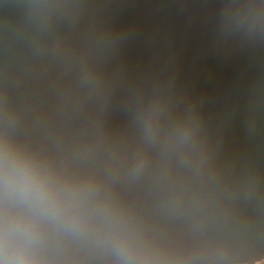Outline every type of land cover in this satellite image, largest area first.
Segmentation results:
<instances>
[{"label": "water", "instance_id": "1", "mask_svg": "<svg viewBox=\"0 0 264 264\" xmlns=\"http://www.w3.org/2000/svg\"><path fill=\"white\" fill-rule=\"evenodd\" d=\"M264 258V0H0V264Z\"/></svg>", "mask_w": 264, "mask_h": 264}, {"label": "rangeland", "instance_id": "2", "mask_svg": "<svg viewBox=\"0 0 264 264\" xmlns=\"http://www.w3.org/2000/svg\"><path fill=\"white\" fill-rule=\"evenodd\" d=\"M252 264H264V258L258 260V261L255 262V263H252Z\"/></svg>", "mask_w": 264, "mask_h": 264}]
</instances>
